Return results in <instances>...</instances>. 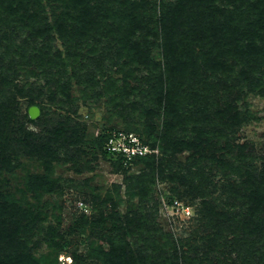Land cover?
Returning a JSON list of instances; mask_svg holds the SVG:
<instances>
[{"label":"trees","instance_id":"16d2710c","mask_svg":"<svg viewBox=\"0 0 264 264\" xmlns=\"http://www.w3.org/2000/svg\"><path fill=\"white\" fill-rule=\"evenodd\" d=\"M45 3L50 18L43 16ZM25 73L35 80L27 86L34 92L30 108L42 110L44 101L65 114L46 142L16 116V76ZM72 85L83 103L105 96L128 118L126 125L136 118L144 127L161 128L160 158L127 160L108 151L111 134L132 133L126 129L102 130L87 142L71 119L77 109ZM248 93L264 97V0H0V171L18 169L20 163L11 160L25 155L51 172L54 162L75 161L69 149L74 145L81 153L90 147L87 170L96 155L116 171L146 162L147 173L132 185L127 181L125 212L113 185L100 202V219L85 221L99 243L83 260L72 255L73 264H264V163L256 166L254 149L234 143L237 129L249 121L241 97ZM210 109L214 114H205ZM26 120L36 123L28 113ZM198 122L204 127L196 128ZM184 147L193 154L177 163ZM204 162L208 170L196 179ZM156 179L187 188L200 200L194 234L209 230L200 246L193 245L194 236L173 240L155 224L157 206L148 212L145 203L154 200ZM35 180L41 193L58 184ZM166 200L176 209V199ZM17 204L0 192V264H53L56 259L38 261L33 251L42 243L55 248L60 222L45 226L47 218L33 205L24 211Z\"/></svg>","mask_w":264,"mask_h":264},{"label":"rangeland","instance_id":"374dc122","mask_svg":"<svg viewBox=\"0 0 264 264\" xmlns=\"http://www.w3.org/2000/svg\"><path fill=\"white\" fill-rule=\"evenodd\" d=\"M43 7V10L46 12L43 16L50 18L52 10L49 9L46 3ZM58 12L59 10H56L54 13ZM12 17L14 16L12 15ZM16 18L17 16L13 19L15 20ZM53 44L61 49L59 40H55ZM156 59H159L157 55ZM115 78H118V76L115 75ZM16 82L19 85L16 98V116L20 122L25 118V129L34 134L41 135L42 141L46 142L52 130L63 123L65 114L55 110L54 107H51L50 104L43 101L44 106L42 110H39V115L35 119L36 123H27L26 115L30 108V100L34 95V92H30L27 86L35 83V80L31 75L25 73L17 75ZM211 95H209L211 99L210 103L214 101ZM71 96L77 104L76 114L71 116V119L79 125L80 129L84 130V138L87 142L97 139L102 130L107 131L112 128L126 129L132 131L129 134L133 135L134 132L138 135L137 138L140 137L141 140L146 142L147 149L149 150H147L148 154H151L149 156H154L155 159L160 158L164 145L160 139H157V135L160 134L161 128L152 129L150 127H144L143 123L136 118H133V121L137 123H133L130 126L126 125L128 118L125 115L121 116L112 106H108V101L105 96H102L97 102L88 100L86 103H83L82 97L75 85H72ZM241 97H244L243 104L247 105L249 121L248 123H243L237 129L235 134L236 142L234 143L240 145L246 144L253 148L255 154L254 164L260 166V164L264 163V97L253 93H248ZM204 112L205 114H214L213 109H210V113L208 111ZM157 125H160V121ZM199 127H204L203 123L198 122L196 128ZM151 132L157 133L151 136ZM209 136L210 133L207 135V138ZM204 140L205 138L203 137L202 142ZM14 143L15 140L13 147L15 146ZM78 147L75 145L69 147L71 154L74 156V162L66 164L54 162L51 172H46L40 160L25 155L19 156L16 159L12 158V163H20L18 169L0 171V192L10 194L13 200L18 202L16 205L17 208L26 211L33 205L41 212L42 216L47 218L44 224L45 226H55L57 220L60 222V235L58 234L59 237L54 241L57 243L55 248H48L42 243L33 251L34 257L38 261H43L49 257L50 260L56 259L53 264H73L71 259L72 255H76L78 259L83 260L88 250L94 248L99 243L98 239H95L96 234L91 232V226L86 224L85 221H93L94 219L97 221L100 219L101 213L104 211L100 202L106 198L108 191L113 185L119 187L118 194L120 203L118 207L121 213L125 212L127 209V196L125 194L126 185L128 184L127 181L132 185L134 178L140 176L142 172L147 173L148 171L145 166L146 162L125 165L116 171L100 155H96L95 160L90 161L91 163L88 166L92 167V169L87 170L84 162L92 159V151L88 147L89 149H85L81 153L82 151ZM198 152L199 150L196 153V157L200 156ZM191 154H193V151L188 147H184L182 152L176 154L177 163L184 164L187 157L191 156ZM61 158H63L62 155ZM203 165L204 169L195 175L196 179L207 172L206 162ZM36 178H45L50 181L56 180L58 183L57 187L51 193L38 192L36 191ZM85 181H88L87 185H85ZM153 189L154 200L146 202L145 207L150 212L153 203L154 206H157L153 213L154 222L157 227L163 233L170 234L173 240H185L194 236L195 244L193 245L200 246L197 243H201V236L209 232V230H203L194 234L198 227L197 220L200 219L202 214L200 200L191 197L187 188H182L177 184L160 181L158 179H156ZM36 192L38 194H35ZM133 192L136 193L137 190L134 189ZM115 195L113 193V197ZM166 197L176 199L174 202L179 204L178 209L173 210L172 207L168 206ZM135 198H133L134 201ZM116 200L118 199H114V201ZM94 203L99 207V211L95 208ZM106 211L108 213L110 212L109 209ZM111 222L113 223V221ZM111 222H108L106 226L109 227ZM205 249L198 250V253H203ZM190 256H193V254ZM194 264L198 263L195 262Z\"/></svg>","mask_w":264,"mask_h":264},{"label":"built area","instance_id":"2783aa9c","mask_svg":"<svg viewBox=\"0 0 264 264\" xmlns=\"http://www.w3.org/2000/svg\"><path fill=\"white\" fill-rule=\"evenodd\" d=\"M106 147L108 151L121 153L127 160L135 156H144L149 151L147 146L142 145L135 135L125 133L124 131L113 132ZM174 205L178 209L179 204L175 202Z\"/></svg>","mask_w":264,"mask_h":264},{"label":"water","instance_id":"95a60500","mask_svg":"<svg viewBox=\"0 0 264 264\" xmlns=\"http://www.w3.org/2000/svg\"><path fill=\"white\" fill-rule=\"evenodd\" d=\"M28 115L30 119L35 120L39 115V110L36 107H31L28 109Z\"/></svg>","mask_w":264,"mask_h":264}]
</instances>
